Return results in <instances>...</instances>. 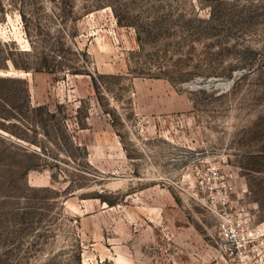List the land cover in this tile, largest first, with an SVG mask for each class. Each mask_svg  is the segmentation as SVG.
<instances>
[{
  "label": "rangeland",
  "instance_id": "rangeland-1",
  "mask_svg": "<svg viewBox=\"0 0 264 264\" xmlns=\"http://www.w3.org/2000/svg\"><path fill=\"white\" fill-rule=\"evenodd\" d=\"M0 42V264H264V0H0Z\"/></svg>",
  "mask_w": 264,
  "mask_h": 264
},
{
  "label": "trees",
  "instance_id": "trees-1",
  "mask_svg": "<svg viewBox=\"0 0 264 264\" xmlns=\"http://www.w3.org/2000/svg\"><path fill=\"white\" fill-rule=\"evenodd\" d=\"M7 44V42H0V52H1V58H4V59H10L12 61V63L16 66V67H19L20 64H17V62L14 60V58L12 57V52L11 50L6 47L5 45ZM22 67H26V66H22ZM0 80H4L6 82H17V81H21L19 77L17 76H9V77H1L0 76ZM26 88V91H27V86H24V89ZM15 97H17L19 94L15 93ZM8 98V96H7ZM6 104L10 105V102L8 100H6ZM16 110H18V108H15Z\"/></svg>",
  "mask_w": 264,
  "mask_h": 264
},
{
  "label": "built area",
  "instance_id": "built-area-1",
  "mask_svg": "<svg viewBox=\"0 0 264 264\" xmlns=\"http://www.w3.org/2000/svg\"><path fill=\"white\" fill-rule=\"evenodd\" d=\"M220 236L225 239H234L235 238V233L234 230L231 226L228 225H222L220 230H219ZM236 264H245L244 262H237Z\"/></svg>",
  "mask_w": 264,
  "mask_h": 264
}]
</instances>
